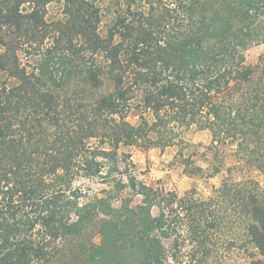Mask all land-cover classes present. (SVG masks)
<instances>
[{
	"label": "trees",
	"instance_id": "trees-1",
	"mask_svg": "<svg viewBox=\"0 0 264 264\" xmlns=\"http://www.w3.org/2000/svg\"><path fill=\"white\" fill-rule=\"evenodd\" d=\"M110 4L100 31L102 0H0V264H226L241 243L264 258L255 181L180 197L120 151L177 146L185 172L203 176L179 137L194 125L211 136L207 177L264 170V57L245 60L264 37V0ZM225 147L237 153L228 167Z\"/></svg>",
	"mask_w": 264,
	"mask_h": 264
},
{
	"label": "rangeland",
	"instance_id": "rangeland-1",
	"mask_svg": "<svg viewBox=\"0 0 264 264\" xmlns=\"http://www.w3.org/2000/svg\"><path fill=\"white\" fill-rule=\"evenodd\" d=\"M111 0H102V7H106L103 10V16L101 23L99 25L100 31H103L107 24L109 23L113 15L114 5L110 4ZM108 8V9H107ZM60 7H57V3H51L47 7V19L56 17L59 15ZM260 57H264V37L261 42L251 45L245 51V60L248 64H255ZM131 122H135L136 118L133 116L128 117ZM179 137L186 143L183 148V155H190L196 164L202 166L205 170L202 174L203 176L189 175L185 172L183 165L180 161V156L177 153V146H170L164 149L158 147H153L148 150H140L132 146H120V151H127L130 154V159L134 163L133 172L142 181L154 186H161L166 190H172L177 193L178 196H192L195 199L206 198L209 195H215V188L221 185L223 178L232 179L233 181H238L237 186H243L248 184L250 181H255L256 185L260 189H264V170L257 169L254 165L248 162L241 165L238 168H234L233 171L228 172L226 168H223L219 173L207 177L205 174L207 172L208 164L207 159H213L209 152L208 147L210 146L211 136L208 130L197 129L194 125L188 128H184L180 131ZM92 144L95 140H90ZM259 155L264 152V140L256 149ZM231 147H225L224 150H220V153H225L227 156L225 158V167L231 166L236 161L237 153L232 152ZM84 189H92L94 193H99L101 188H107V186L98 180L94 181H84L77 183ZM88 187V188H87ZM90 187V188H89ZM91 191V192H92ZM125 195V192L121 193L120 196ZM228 223L230 220H227ZM228 225V224H226ZM232 225V226H230ZM230 231L235 233L236 241L242 238L241 231L238 229L237 223H229ZM227 233L224 230L222 233ZM217 238V246H222V239ZM94 241L98 242V235L94 236ZM263 257H260L255 250L249 245L241 243L239 247L233 246L232 250L225 255L226 264H260L263 261Z\"/></svg>",
	"mask_w": 264,
	"mask_h": 264
}]
</instances>
